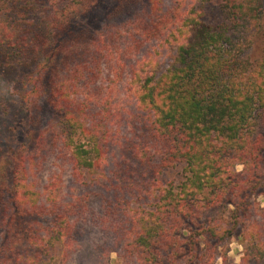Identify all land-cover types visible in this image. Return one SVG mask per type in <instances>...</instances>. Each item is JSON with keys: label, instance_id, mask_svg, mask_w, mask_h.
Here are the masks:
<instances>
[{"label": "trees", "instance_id": "16d2710c", "mask_svg": "<svg viewBox=\"0 0 264 264\" xmlns=\"http://www.w3.org/2000/svg\"><path fill=\"white\" fill-rule=\"evenodd\" d=\"M163 1L145 0V11L137 12L132 11L136 0H121L115 13L130 16L102 34L111 39L127 27L135 38L157 45L129 66L124 64L126 50L118 65H109L116 69L109 74L123 80L122 102L99 106L100 121L83 129L87 144L76 143L71 129L80 116V104L66 98L72 77L82 70L76 64L60 79L55 67L85 54L79 38L89 32L71 31L70 22L92 0H0V70L18 74L15 89L20 88L21 106L31 120L36 118L34 101L49 91L53 107L63 120L68 118L61 127L62 138L56 140L68 151L75 176L113 167L103 144L116 133L112 121L125 116L135 121L141 134L129 138L127 146L143 171L141 180H126L125 185L136 198L151 202L130 217L126 248L146 264H177L182 259L183 264H213L214 254L203 250L213 253L211 246L231 238L236 226H242L237 233L241 235L246 210L240 209L254 194L264 170V48L256 63L244 52L259 0H223L214 22L205 21L202 7L170 8ZM24 23L31 26L27 32ZM102 42L93 40L97 52L113 56L115 48ZM23 69L27 72L20 77ZM43 142L40 134L31 147ZM29 145L23 140L0 157L6 163L0 176V264H43L44 255L70 229L67 206L48 207L43 200L28 198L24 179L36 157ZM237 165L242 166L239 172ZM166 175L171 179L164 180ZM60 183V175L48 183L46 200L55 203ZM115 188L114 184L111 189ZM222 201L234 207L235 220L231 229L219 233L212 221ZM44 216L49 218L42 220Z\"/></svg>", "mask_w": 264, "mask_h": 264}, {"label": "rangeland", "instance_id": "374dc122", "mask_svg": "<svg viewBox=\"0 0 264 264\" xmlns=\"http://www.w3.org/2000/svg\"><path fill=\"white\" fill-rule=\"evenodd\" d=\"M121 0H92L76 18L70 22V30L73 32L87 30L89 36L80 37L83 42L85 54L75 60L69 58L67 62L56 65L55 70L60 72V79L79 64L81 74L77 75L72 84L71 94L66 97L76 100L80 104V116L73 122L71 128L76 143L87 144L88 139L83 129L100 121V105L104 102L119 104L122 102V93L119 89L123 80L119 81L110 75L109 65H118L119 57L125 52L124 64L129 66L131 62L141 57L146 52L156 48L157 43L148 39L135 38L129 29L115 33L111 39L102 34H107L111 25L123 24L129 14L117 15L116 9ZM145 0H136L137 12L145 11ZM223 0H164V6L174 8L182 5V8L195 5L204 9V19L214 22L218 17V11L223 6ZM258 17L248 28L245 54L249 61L256 63L260 60L264 48V0H259ZM129 9V8H128ZM27 32L30 25L24 23ZM28 29V30H27ZM103 39L115 48L113 56L104 57L102 52H97L93 43L94 39ZM102 42V43H103ZM102 46V44H101ZM159 51H161L159 49ZM81 60V61H78ZM126 67L125 70H127ZM27 70L20 71L24 76ZM18 74L10 69L0 70V157L7 153L8 148L19 145L23 140L30 143L34 157L29 176L24 179L27 184V195L35 201L43 200L45 205L67 206L69 209L70 229L64 238L55 241V247L49 254L44 255L43 264H146L137 255L132 254L126 248L125 235L130 226V217L141 207L149 208L151 199L145 197L136 198L132 195L126 180L135 184L141 180L142 168L130 156L128 146L129 138L141 134L140 127L135 121H128L125 116L122 120L114 119L111 128L116 131L109 139L104 141V148L109 154V160L114 166L107 169L106 166L97 171H86L84 176L73 175L68 151L63 147L61 127L64 118L58 114L56 108L50 102V93L41 92L40 97L34 101L35 120L21 106V90L15 89V79ZM18 85V84H17ZM17 90V91H15ZM88 115L85 116V113ZM43 135L44 142L41 147H31L38 135ZM125 137L127 139H125ZM264 156V153H263ZM6 163L0 160V176ZM129 166L125 173V166ZM108 170V172H107ZM242 170L241 165L236 166V171ZM257 184L254 194L246 200L247 205L240 209L246 210V218L243 220L245 228L240 236L237 235L242 226L232 228L235 218L231 217L234 207L226 202L216 204L214 210L213 227L219 233L231 229L234 233L225 242H219L217 246H211V252L201 245V249L212 257L213 264H264V170ZM61 176L60 186L55 188V203L46 200V188L49 182ZM172 175H166L164 180L171 179ZM114 184L118 190L111 189ZM126 192L131 193V197ZM241 204V200L237 199ZM236 198L233 199L237 202ZM228 206V207H227ZM230 211L224 212L222 208ZM227 214L228 217L225 216ZM49 217L44 216L42 220ZM225 220L231 224L227 226ZM186 233V232H185ZM4 230L0 227V245L3 243ZM215 238L211 240V243ZM179 260L177 264H183ZM153 263V264H157ZM158 264H169L161 261ZM192 264H196L192 263ZM200 264V263H197Z\"/></svg>", "mask_w": 264, "mask_h": 264}]
</instances>
